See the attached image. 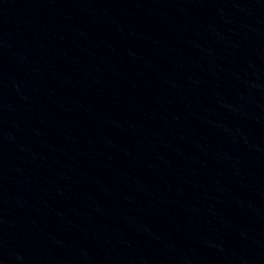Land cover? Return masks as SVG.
Returning a JSON list of instances; mask_svg holds the SVG:
<instances>
[{
  "label": "water",
  "instance_id": "obj_1",
  "mask_svg": "<svg viewBox=\"0 0 264 264\" xmlns=\"http://www.w3.org/2000/svg\"><path fill=\"white\" fill-rule=\"evenodd\" d=\"M0 264H264V0H0Z\"/></svg>",
  "mask_w": 264,
  "mask_h": 264
}]
</instances>
